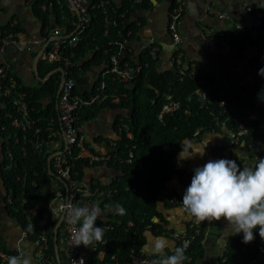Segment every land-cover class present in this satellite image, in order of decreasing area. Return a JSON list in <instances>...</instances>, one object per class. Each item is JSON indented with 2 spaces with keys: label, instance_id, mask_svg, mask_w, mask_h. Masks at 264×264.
Segmentation results:
<instances>
[{
  "label": "trees",
  "instance_id": "obj_1",
  "mask_svg": "<svg viewBox=\"0 0 264 264\" xmlns=\"http://www.w3.org/2000/svg\"><path fill=\"white\" fill-rule=\"evenodd\" d=\"M90 1V23L78 45L67 52L72 61L73 77L76 81L74 91L77 94H81L77 86L79 71L94 66L103 67L109 58V54L105 52L108 40L127 39L128 31H134V28L125 24L126 18L134 9L150 5V0L140 2L120 0L118 3L110 0L111 5H106L104 8L99 6L103 0ZM44 4L47 6L49 4L51 8L47 7L45 12H42ZM33 5L46 23L50 22L52 14L56 15L58 25L66 28V34L73 30L72 22L78 20V17L72 13L68 0H34ZM121 13H125V16L121 17ZM114 19L117 20L118 25H114ZM107 21H110L109 25ZM262 24L264 28V18ZM18 25L11 26L9 23L4 27L0 26V30L17 32L20 31ZM106 27L109 29V35H105ZM257 47L254 66L260 70L264 68L262 61L264 45ZM114 48L116 46H113ZM155 64L156 61H151L150 65L144 67L130 83L121 84L109 76L106 79V98L99 104L96 102L90 107H84L78 114L80 125L95 118L99 109L104 106L130 108L131 116L123 117V124L129 126L132 137L129 138L125 131L118 133L116 146L112 147L110 153L125 158L129 152H132V161L120 162L111 159L108 163L114 175L110 181L105 184L100 182L84 184L82 178L85 167L89 166V159H70L74 163L72 177L79 185L76 205H83L87 199L97 200L96 205L102 213L108 215L107 218L100 217L97 226H112L111 229H104V238L108 242L105 246L108 249V257L116 255L121 264L126 263L133 250H141L145 243L146 230L160 231V227L166 222L157 209L159 200L167 199L174 205H181L175 201H182L183 197L177 193H165L167 183L180 172L177 168L178 154L182 151L180 144L185 141L194 144L206 132L226 134L228 129H235L240 122H247L249 129L253 130L256 136L264 139V103L261 102V98L264 97V77L258 79L252 86L225 88L216 85L211 76L214 84L211 94L212 103L206 107L202 106V101L196 94L195 90L198 86L196 79L187 75L181 79L177 69L158 72ZM57 67L58 64H47L42 60L38 65L43 77ZM60 81L61 73L55 72L40 88L25 86L27 100L33 107L32 116L39 119L37 125L42 127L41 135L45 139H48L46 138L49 132L48 122L52 119L57 122V112L54 103L49 105L47 112L43 111L40 100L46 95L52 96L55 100ZM98 83L100 85V81L95 83L91 92L81 95L89 96L96 93ZM222 91L224 95L221 94ZM170 94L179 100V105L172 113L159 118L158 113L168 102ZM114 95L121 97L118 104L112 102ZM222 101L226 104L222 105ZM5 112L1 113L0 134L4 138L5 149L2 176L11 197L8 211L12 217L19 220L27 235L33 240H39L42 235H50L56 225V220L53 219L52 211L48 207L55 194L47 193L53 181L47 161L51 152L47 149V145L42 150H37L31 143L25 142L21 132L10 126V118L5 117ZM217 120H224L225 126L221 127L222 125L217 124ZM3 125L7 126L5 131L2 130ZM53 127L57 129L58 125L54 124ZM220 149L221 147L217 150ZM73 153L76 156L77 150ZM258 157L264 158V151H259ZM193 175L194 173L187 175L185 188L191 184ZM83 191L90 193L89 196L95 192L102 193L83 200L81 199ZM24 198L27 199L26 202ZM172 199L175 201L172 202ZM116 204L122 206V214L114 210ZM38 207H41L40 213L35 214ZM156 218L161 222L156 221ZM129 221H133L135 225L129 226ZM150 224L152 227L148 229L147 226ZM187 230L189 232L190 228L187 227L183 232ZM166 235L171 237L169 234ZM254 236V241L248 244L243 243V233L232 237L228 241L221 263L247 264L250 260L258 258L260 264H264V239L259 236V228L254 230ZM204 237L203 228L190 248L189 253L194 256V260L203 254ZM171 238L176 241L174 237ZM176 247H179L177 243ZM48 249L47 255L53 253L52 247ZM96 253L98 251L91 253L92 260ZM194 263L195 261L190 264ZM0 264H7V259L0 257Z\"/></svg>",
  "mask_w": 264,
  "mask_h": 264
},
{
  "label": "crops",
  "instance_id": "obj_2",
  "mask_svg": "<svg viewBox=\"0 0 264 264\" xmlns=\"http://www.w3.org/2000/svg\"><path fill=\"white\" fill-rule=\"evenodd\" d=\"M113 1L118 3L120 0ZM33 3L34 1L30 0H0V25H7L13 19H16L20 34L31 40L41 38L42 29L45 25L65 28L58 25L54 14H52L49 23L43 21ZM68 3L71 7L70 0H68ZM175 5L178 6V9H181L178 27L182 37L180 48L183 57L178 66L173 62V41L169 32L170 16ZM50 8L51 6H49ZM42 12H45L44 8H42ZM259 13H264V0H150L149 7H138L126 18L125 24L133 26L134 31L131 30L133 33L129 34V38L127 36L125 60L129 64H136L148 58L151 45H160V57L155 64L158 72H165L178 67L186 69L189 67L188 62L193 61L198 68L201 67L207 71L219 87L252 86L258 79L264 77L259 74V70L254 66V57L258 51L257 45H264V28L262 24L264 15L259 17L257 15ZM76 16L78 17V14ZM75 30L76 26L68 34L72 36ZM63 32L65 33V29ZM60 36H51V38L58 39ZM41 49L38 50V46H34L29 51L19 52L11 47L6 53H0V63L4 61L11 62L22 85L40 88L45 81L37 78L34 62L36 55L41 53ZM262 61H264V58ZM37 64L39 65V61ZM38 65L37 72L39 76L45 78L48 74L45 77L41 76ZM103 70L104 66H94L79 71L77 86L81 94L92 91L95 83L103 77ZM53 100L52 96L49 95L40 100L43 111L47 112L49 105L54 103L57 112V122L52 119L47 126L48 134L51 135L47 143V149L51 151L50 155L65 148L64 137L54 134L56 130L53 127L54 124H57L60 128V123L59 108ZM261 102L264 103V97L261 98ZM113 103L118 104L119 102ZM129 109L104 106L99 109L95 118L80 124L81 130L86 136L87 144L92 151L110 153L113 150L111 142L119 138L118 133L120 126L123 125V117L130 116ZM2 111H4V108L0 102V119ZM225 139L227 141L226 134L219 132L204 133L201 139L194 143L195 147L192 151L195 152L197 149L202 151L203 146L209 143L205 154L202 157L196 155L191 159L177 160V168L180 172L167 183L165 193H177L183 197L187 189L185 188L187 175L194 173V169L202 167L210 160L220 159L217 149L226 144ZM232 160L237 161L241 167L254 166L256 155L241 143L233 147ZM4 161V138L0 134V257L6 260L9 256L18 255L20 251H25L31 257L32 264H67L69 249L65 243L66 232L62 223H60L57 232V247L55 244V229L61 220V216L56 217L53 215L56 225L51 230V234H47L48 248L52 247L53 253L46 254L48 258L44 261L39 259L37 255L40 239L33 240L30 235H27L19 220L9 213L8 203H11V197L2 176ZM113 175L114 171L109 163L96 166L89 165L85 167L82 182L84 184L90 182L105 184L111 180ZM62 185H64V182L53 176L52 184L47 189L48 194H55L49 202L48 207L50 209V204L55 202L56 190ZM89 195L90 193L83 191L81 199L85 200L93 196L92 194ZM96 203L97 200L95 199H87L81 206L96 205ZM157 209L166 222L160 227V231L159 229L156 232L152 230L145 231V243L141 250L148 255L161 258L162 255L155 250L156 244L159 241H164L167 246L163 249V253L172 255L173 250L176 248V242L166 235L168 234L167 231L185 230L189 226L192 217L183 211L181 205H174L168 202L167 199L166 201L159 200ZM40 210L41 207H38L35 214L40 213ZM103 216L107 218L108 215L103 213L101 217ZM155 220L161 222L158 218ZM204 225L205 237L202 240L204 251L202 255L195 259L194 264H222L221 259L227 249L228 241L237 234L232 233L231 227L223 219L211 223L205 221ZM92 252L95 251L88 249L84 251L89 256ZM107 257L108 252L100 251L96 253L94 259L101 261Z\"/></svg>",
  "mask_w": 264,
  "mask_h": 264
},
{
  "label": "built area",
  "instance_id": "obj_3",
  "mask_svg": "<svg viewBox=\"0 0 264 264\" xmlns=\"http://www.w3.org/2000/svg\"><path fill=\"white\" fill-rule=\"evenodd\" d=\"M34 1V0H30ZM140 2L141 0H135ZM90 0H73L71 4V11L73 14H77V11L81 14V18L72 22V27L76 26L74 34L71 36L66 34V28L60 27L55 28L50 25H45L42 29V36L39 39H28L24 38L19 31H7L6 29L0 30V53L4 54L9 48L13 47L19 52L29 51L34 46H38V50L42 46L46 45L43 52L40 55L39 61L42 60L47 64H58V67H63L65 81L61 88L59 96L58 108H59V123L55 131V135L63 136L65 140V148L54 154L52 158V170L57 177L62 179L64 185L56 190L55 202L51 205L52 214L56 217H62V225L66 232L65 243L69 249L67 264H121L119 263L116 255H110L101 261L92 260V258L84 253L85 250L90 251H108L107 240L104 238L102 242L96 243L91 247H85L83 245L76 246L73 239V228L68 223V217L66 211L69 206H77L76 198L79 191V185L72 177V169L74 163L70 161L71 158L76 159H89V165L96 166L99 164L108 163L111 159L116 161L131 162L133 153L129 152L128 156L121 158L114 156L111 153H99L91 150L87 144L85 134L80 128L78 123V114L84 107H90L94 103L99 102L106 98V79L110 76L113 80L124 84L130 83L136 78V75L144 68L150 65L151 61H158L160 57V45H151L149 56L146 60L140 61L136 64H129L125 60V51L127 48V39L119 40H108V47L105 52L109 54V58L105 61L104 70L100 78V85L97 87V92L89 96H83L75 93L76 81L73 77L72 61L67 54L70 48H74L78 45L81 40V36L90 23ZM110 6V0H103L100 3V7ZM49 4H44L42 8L47 9ZM106 11V10H105ZM261 17L263 14H257ZM125 13H121V17H124ZM79 17V16H78ZM181 17V9L175 5V8L171 12L169 21V32L173 41V62L176 66L182 62L183 54L181 52L182 37L178 27V22ZM110 24V21H107ZM11 26L18 25V21L13 19L10 22ZM114 25H118L116 19H114ZM3 26L4 25H0ZM65 29V33L63 32ZM133 33L131 30L128 31L127 35ZM61 35V36H60ZM65 35V36H64ZM105 35H109V29L106 27ZM51 36H60L58 39L51 38ZM113 46L116 48L113 49ZM98 48V47H97ZM188 68L178 67L177 71L180 74L181 79L185 75L196 79L197 89L196 94L202 101V106L208 107L212 103L211 94L214 90V84L211 79V75L201 67H197L193 61L188 62ZM224 95V91L221 92ZM119 95H114L112 101L118 103L120 101ZM0 102L4 108L5 117L10 118V126L23 135L25 142H29L37 150H42L49 141V136L45 139L41 135L42 127L37 125L39 119L32 116L33 107L27 100V91L25 86L22 85L18 73L11 62L4 61L0 63ZM155 102V100H153ZM222 105L226 102L222 101ZM179 100L174 97L173 94L168 95V102L164 105L163 109L158 113V117L162 118L168 113H172L177 109ZM224 120H217V124L225 126ZM7 129L6 125L2 126V130ZM33 130V131H32ZM32 131V134H31ZM125 131L129 138L132 137V132L129 126L123 124L120 126L119 133ZM225 135V134H224ZM226 135H229V140L226 144L217 151L220 159L232 160V149L234 146L244 144L251 153L256 155L259 151H264V139L256 136L253 130L249 129L247 122H240L235 129H228ZM111 146H116V140L111 142ZM74 150H77L76 156H74ZM51 152V151H50ZM72 159V160H73ZM102 192H95L92 195H98ZM26 202L27 199L24 198ZM172 202L175 200L172 199ZM182 205V201L176 200ZM129 226H134L133 221H129ZM79 227V225H77ZM104 229H111V225L101 226ZM152 225H148L147 228H151ZM190 228L185 232L183 231H167V233L174 237L175 242L179 247L185 248V255L188 259L184 264H190L194 260V256L191 255L190 248L192 243L197 240L204 227L203 223H198L194 218L191 219L188 226ZM46 235H42L39 240L38 257L41 260H47L46 250L48 249V240ZM102 247V248H101ZM161 259L158 256H151L145 253L143 250H133L130 253L129 259L124 264H154L155 261ZM247 264H260L258 258L250 260Z\"/></svg>",
  "mask_w": 264,
  "mask_h": 264
},
{
  "label": "clouds",
  "instance_id": "obj_4",
  "mask_svg": "<svg viewBox=\"0 0 264 264\" xmlns=\"http://www.w3.org/2000/svg\"><path fill=\"white\" fill-rule=\"evenodd\" d=\"M264 76V68L259 70ZM203 150L192 149L195 145L185 141L178 160L191 159L196 155L201 157ZM182 208L196 222L226 220L233 234L243 233V243L254 241V230L259 228V236L264 239V158H257L254 166L238 165L237 161L218 159L208 161L202 167L194 169L191 184L186 189ZM114 210L123 213L121 205L116 204ZM102 210L96 205L69 206L66 211L68 223L73 228V239L76 246L91 247L102 242L105 235L103 227H98L97 220L102 216ZM79 225V227H77ZM164 241L156 244L155 250L162 258L154 264H184L188 259L184 247H176L172 255L163 253L166 247ZM7 264H32L31 257L25 251L7 258Z\"/></svg>",
  "mask_w": 264,
  "mask_h": 264
},
{
  "label": "water",
  "instance_id": "obj_5",
  "mask_svg": "<svg viewBox=\"0 0 264 264\" xmlns=\"http://www.w3.org/2000/svg\"><path fill=\"white\" fill-rule=\"evenodd\" d=\"M70 2L73 5V0H70ZM77 14H78L79 18H81V14L78 11H77ZM45 47H46V45H44V47H42V49L40 51L41 53L43 52V50H44ZM41 53H38L36 55L35 62H34V67H35V72H36L37 78L39 80H41V81H45L46 82L49 79V77H50L51 74H53L55 72H60L61 73V81H60V85H59V88L57 90L56 98H55V103H56V106L58 108V102H59V96H60V93H61V88H62V86L64 84V81H65L64 69H63V67H57V68L53 69L50 73H48V75L45 78H41L39 76L38 72H37V65H38L37 63L39 61V58H40ZM129 111H130V116H131L132 110L129 109ZM53 157H54V154L53 155H49V157H48V160H47L48 161V171H49V174L51 176L57 177L56 174L54 173V171L52 170V158ZM106 166H108V165L106 164ZM61 221H62V217H61V220L58 222V224L56 226V229H55V233H56L55 244H56V247L58 245V242H57V232H58V229H59V226H60Z\"/></svg>",
  "mask_w": 264,
  "mask_h": 264
},
{
  "label": "rangeland",
  "instance_id": "obj_6",
  "mask_svg": "<svg viewBox=\"0 0 264 264\" xmlns=\"http://www.w3.org/2000/svg\"><path fill=\"white\" fill-rule=\"evenodd\" d=\"M229 138H230V137H229V135H228V136H227V140H229ZM225 143H226V139H225ZM157 253H159V252H157ZM160 254H161V253H160ZM161 255H162V254H161ZM161 258H162V257H161Z\"/></svg>",
  "mask_w": 264,
  "mask_h": 264
}]
</instances>
